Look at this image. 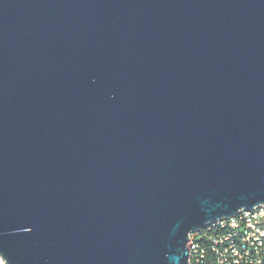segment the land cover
I'll list each match as a JSON object with an SVG mask.
<instances>
[{"label":"water","instance_id":"obj_1","mask_svg":"<svg viewBox=\"0 0 264 264\" xmlns=\"http://www.w3.org/2000/svg\"><path fill=\"white\" fill-rule=\"evenodd\" d=\"M264 203V0H0L6 264H190Z\"/></svg>","mask_w":264,"mask_h":264},{"label":"built area","instance_id":"obj_2","mask_svg":"<svg viewBox=\"0 0 264 264\" xmlns=\"http://www.w3.org/2000/svg\"><path fill=\"white\" fill-rule=\"evenodd\" d=\"M190 236V264H264V203L207 222Z\"/></svg>","mask_w":264,"mask_h":264},{"label":"bare ground","instance_id":"obj_3","mask_svg":"<svg viewBox=\"0 0 264 264\" xmlns=\"http://www.w3.org/2000/svg\"><path fill=\"white\" fill-rule=\"evenodd\" d=\"M0 262H1L2 264H6L4 258H3L1 255H0Z\"/></svg>","mask_w":264,"mask_h":264}]
</instances>
